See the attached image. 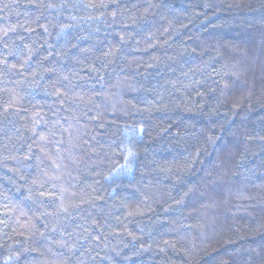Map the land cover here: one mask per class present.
<instances>
[{
  "label": "trees",
  "instance_id": "1",
  "mask_svg": "<svg viewBox=\"0 0 264 264\" xmlns=\"http://www.w3.org/2000/svg\"><path fill=\"white\" fill-rule=\"evenodd\" d=\"M205 15L0 0V264H187L190 241L239 264L264 245L213 242L259 218L236 205L264 182V98L241 78L264 67L262 14Z\"/></svg>",
  "mask_w": 264,
  "mask_h": 264
},
{
  "label": "clouds",
  "instance_id": "2",
  "mask_svg": "<svg viewBox=\"0 0 264 264\" xmlns=\"http://www.w3.org/2000/svg\"><path fill=\"white\" fill-rule=\"evenodd\" d=\"M202 6L210 12V16H204V21H207L210 17L221 12L241 9L245 12L261 13L262 15L258 18L257 23L264 28V0H202ZM261 63L264 64V58L261 59ZM257 67L259 75L255 77H253L252 73H247V75H245L242 70L241 78L243 82L249 86L245 91L251 92L253 96L258 94L260 97L264 98V67ZM253 79L256 81L255 85H253ZM253 86L257 89L256 93L251 91ZM259 119H264V117H260ZM261 140H264V137H261ZM245 175L252 176L251 173H242L240 175V184L242 188L247 184L243 182ZM229 179H231V176ZM253 191L256 192V195L252 196L246 203H238L236 205V210L237 212L246 213L248 217L258 216L257 222L250 224L247 220L241 221L236 219V214H233L232 219L235 220L239 227H236L234 231L228 229L218 231L216 233V239L213 241L217 248H223V245L229 241L235 243L247 237L264 235V209H257L258 205L264 206V182L256 185ZM182 199L183 196H181V200H178L177 203H180ZM240 199H243V197H240ZM246 251L250 252V255L244 257L239 264H264V245L252 246L246 249ZM215 253H218V251H215L210 244H205L203 242L197 243L195 241H190L186 245V255L188 257L187 264H201L203 258L211 257ZM253 257H255V259ZM215 264H234V262L229 256L228 259H224L223 255H216Z\"/></svg>",
  "mask_w": 264,
  "mask_h": 264
},
{
  "label": "snow or ice",
  "instance_id": "3",
  "mask_svg": "<svg viewBox=\"0 0 264 264\" xmlns=\"http://www.w3.org/2000/svg\"><path fill=\"white\" fill-rule=\"evenodd\" d=\"M51 6V5H50ZM91 6H93V5H89V7H91ZM114 14V13H113ZM13 67H15V65H13ZM129 155H132V153H129ZM40 195L41 196H45V195H47L48 197H52V196H54L55 194L53 193V192H48V193H40ZM29 199L31 198L30 196L28 197Z\"/></svg>",
  "mask_w": 264,
  "mask_h": 264
}]
</instances>
